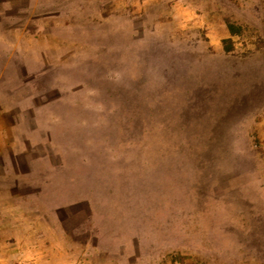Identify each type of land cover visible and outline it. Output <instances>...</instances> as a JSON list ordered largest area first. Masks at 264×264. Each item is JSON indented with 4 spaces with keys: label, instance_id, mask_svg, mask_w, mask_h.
Returning a JSON list of instances; mask_svg holds the SVG:
<instances>
[{
    "label": "rangeland",
    "instance_id": "rangeland-1",
    "mask_svg": "<svg viewBox=\"0 0 264 264\" xmlns=\"http://www.w3.org/2000/svg\"><path fill=\"white\" fill-rule=\"evenodd\" d=\"M0 115L51 264H264V0H0Z\"/></svg>",
    "mask_w": 264,
    "mask_h": 264
},
{
    "label": "crops",
    "instance_id": "crops-1",
    "mask_svg": "<svg viewBox=\"0 0 264 264\" xmlns=\"http://www.w3.org/2000/svg\"><path fill=\"white\" fill-rule=\"evenodd\" d=\"M5 126V119L0 115V156L4 158L0 162V264H51V257L40 255L45 246L40 245L30 230L33 226L28 225V209L18 205L27 200L28 195L18 194L16 179L9 176L11 171H21L20 155L28 165V146H17L18 125L7 131ZM23 128L24 133L20 135L27 139L28 129ZM5 132L10 134L14 144L6 141ZM2 138L4 141L1 142Z\"/></svg>",
    "mask_w": 264,
    "mask_h": 264
},
{
    "label": "trees",
    "instance_id": "trees-1",
    "mask_svg": "<svg viewBox=\"0 0 264 264\" xmlns=\"http://www.w3.org/2000/svg\"><path fill=\"white\" fill-rule=\"evenodd\" d=\"M227 24V29L230 33V37H227L225 39H223V43H224V50L227 51V52H230L233 50V47H232V40H231V36L235 35V34H239V32L241 31V28L240 26L238 25H235L234 23L232 22H228L226 23Z\"/></svg>",
    "mask_w": 264,
    "mask_h": 264
}]
</instances>
